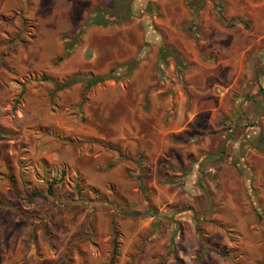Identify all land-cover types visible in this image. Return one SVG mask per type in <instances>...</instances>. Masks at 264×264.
<instances>
[{"label": "rangeland", "instance_id": "1", "mask_svg": "<svg viewBox=\"0 0 264 264\" xmlns=\"http://www.w3.org/2000/svg\"><path fill=\"white\" fill-rule=\"evenodd\" d=\"M31 2L0 15V264H111V220L112 264H264V0H111L68 33ZM95 9L128 18L86 38Z\"/></svg>", "mask_w": 264, "mask_h": 264}, {"label": "trees", "instance_id": "2", "mask_svg": "<svg viewBox=\"0 0 264 264\" xmlns=\"http://www.w3.org/2000/svg\"><path fill=\"white\" fill-rule=\"evenodd\" d=\"M123 9H121L120 12H122V15L121 17L117 18V17H109V12L108 10L106 9H95L92 14L89 16V18L85 21L83 27H87V26H90L92 24L94 25H98V26H102V27H105L107 25H109L110 23H115L119 20H124L126 18H128V16L126 15L125 16V11H122ZM82 27V28H83ZM82 32V29L79 30V33L74 37V40L75 43L74 44H77L78 42V36L80 35V33ZM69 44H67L65 47H64V51L63 53H61L60 55H58L55 60L53 61L54 64L62 61L65 56L69 55L70 51L72 50L71 49V46H68ZM132 70V68H128L126 70V73H130ZM113 72V69H110L108 74L106 75H101V76H95L93 74H82V73H79V72H75L73 73L72 75H69V76H66L60 80L56 79L54 81V87H53V90L50 91V95H54L56 92H58L59 90H62V89H65V88H68L78 82H81V81H84L85 82V86H84V89L85 90H88L90 87L94 86L95 84H98V83H102L103 81L105 80H108V79H116V77L112 74ZM84 100V97L82 98L81 100V103L80 105H82V101ZM2 132L0 131V134ZM62 139V138H61ZM64 140L65 142L67 143H75L74 141H72L71 139H62ZM118 153H119V157L121 158H127V159H130L132 160V157H130L129 155H124L121 153L120 149L118 147H115L114 148ZM222 152V151H221ZM210 155V156H209ZM129 156V157H127ZM207 156L212 157L211 154H208ZM145 156L144 155H141L139 156L137 159H136V162L141 165V168L142 170L145 169V166H144V162L142 161V159L144 160ZM134 160V159H133ZM132 160V161H133ZM146 162V161H145ZM12 183V188L13 190L15 191L16 194H18V190L16 188V182L13 180L11 181ZM60 182V179H56V177H52L50 178L49 180L47 179L46 181V188H45V191L47 192L48 195L50 196H58L60 195V191L62 192V187L61 185H58V183ZM201 188H204V185L199 182ZM78 194H80V191H79V188H77V191H76ZM25 196L28 197V201H32L34 198H37V197H41L43 196V192L40 191V190H34L32 191L31 193H27ZM1 202V201H0ZM111 227H112V243H113V250H112V253H111V256H110V262L111 264L115 261L118 253H117V230L115 229V223H114V220H111Z\"/></svg>", "mask_w": 264, "mask_h": 264}, {"label": "crops", "instance_id": "3", "mask_svg": "<svg viewBox=\"0 0 264 264\" xmlns=\"http://www.w3.org/2000/svg\"><path fill=\"white\" fill-rule=\"evenodd\" d=\"M155 1L161 7H163L165 4H167V2H169V0H155ZM7 2L13 3L14 6L12 8L6 9ZM75 2L78 3V6H77L78 11H81V12L79 16L77 17V20H72L73 18H71L72 17L71 10L75 8L74 6ZM16 5H17V0H0V15H1V11H3L4 13L3 16L1 15L2 22L6 19L9 12H11L14 9H19V7ZM30 5H31V8L28 12H26L27 14L30 13V15H33L39 9L41 11L50 10L51 14L48 15V19L45 16L47 20L52 18V20L47 24V26H50V25L53 26L55 28L56 33L58 32L68 33L70 28L69 29L66 28L67 27L66 21H68L67 23L70 24L71 26H80L85 20L87 13L91 9L103 8L108 5H111V0H32ZM95 26L96 25H91L86 30H84L87 32V34H85L86 38L88 35L92 34L95 31ZM0 33L4 34L5 32L0 30ZM200 112L201 110L197 109V111H195L192 114V115L195 114L193 117L197 116ZM201 192H203L202 189H201Z\"/></svg>", "mask_w": 264, "mask_h": 264}]
</instances>
